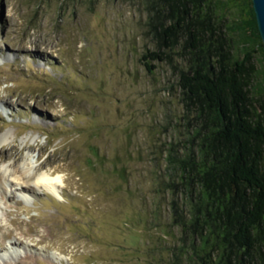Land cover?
<instances>
[{"label":"rangeland","instance_id":"rangeland-1","mask_svg":"<svg viewBox=\"0 0 264 264\" xmlns=\"http://www.w3.org/2000/svg\"><path fill=\"white\" fill-rule=\"evenodd\" d=\"M157 1L0 0V169L52 173L61 194L0 186V264L173 262L185 209L166 156L183 146L189 53L179 32L174 56L148 58ZM210 1L201 39L243 63L264 125V48L243 41L245 0Z\"/></svg>","mask_w":264,"mask_h":264},{"label":"trees","instance_id":"trees-1","mask_svg":"<svg viewBox=\"0 0 264 264\" xmlns=\"http://www.w3.org/2000/svg\"><path fill=\"white\" fill-rule=\"evenodd\" d=\"M244 6L239 29L251 39L243 41L264 48L252 1ZM215 7L210 0H158L155 7L157 45L148 58L174 56L179 32L189 53L178 80L183 146L166 156L185 209L176 216L182 237L170 264H264V125L252 119L243 63L226 62L212 33L201 39Z\"/></svg>","mask_w":264,"mask_h":264},{"label":"bare ground","instance_id":"bare-ground-1","mask_svg":"<svg viewBox=\"0 0 264 264\" xmlns=\"http://www.w3.org/2000/svg\"><path fill=\"white\" fill-rule=\"evenodd\" d=\"M5 136H0V143L3 144ZM8 157V154L0 156V160ZM5 167V166H4ZM12 170V171H11ZM9 170L8 168L0 169V186H3L8 182L15 187V190L19 192H28L35 194L39 189H44L46 192L61 197L60 191L52 185V173L49 172H36L28 171L25 168L15 167ZM43 190V191H44ZM19 245L21 241H15Z\"/></svg>","mask_w":264,"mask_h":264},{"label":"water","instance_id":"water-1","mask_svg":"<svg viewBox=\"0 0 264 264\" xmlns=\"http://www.w3.org/2000/svg\"><path fill=\"white\" fill-rule=\"evenodd\" d=\"M255 14L257 29L260 35L261 42L264 46V0H251Z\"/></svg>","mask_w":264,"mask_h":264}]
</instances>
